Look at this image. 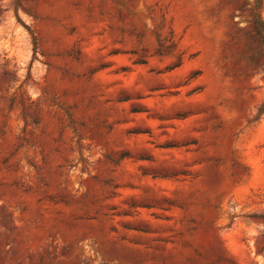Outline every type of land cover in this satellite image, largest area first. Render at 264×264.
Returning a JSON list of instances; mask_svg holds the SVG:
<instances>
[{"label":"rangeland","instance_id":"obj_1","mask_svg":"<svg viewBox=\"0 0 264 264\" xmlns=\"http://www.w3.org/2000/svg\"><path fill=\"white\" fill-rule=\"evenodd\" d=\"M264 0H0V264H264Z\"/></svg>","mask_w":264,"mask_h":264},{"label":"trees","instance_id":"obj_2","mask_svg":"<svg viewBox=\"0 0 264 264\" xmlns=\"http://www.w3.org/2000/svg\"><path fill=\"white\" fill-rule=\"evenodd\" d=\"M263 40H264V35H263Z\"/></svg>","mask_w":264,"mask_h":264}]
</instances>
